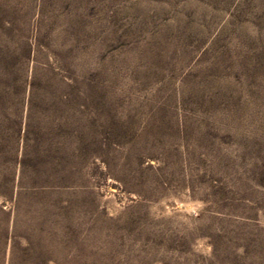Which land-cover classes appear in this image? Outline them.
<instances>
[{"label": "rangeland", "instance_id": "obj_1", "mask_svg": "<svg viewBox=\"0 0 264 264\" xmlns=\"http://www.w3.org/2000/svg\"><path fill=\"white\" fill-rule=\"evenodd\" d=\"M0 264H264V0H0Z\"/></svg>", "mask_w": 264, "mask_h": 264}]
</instances>
